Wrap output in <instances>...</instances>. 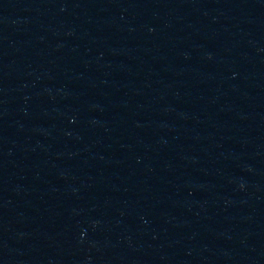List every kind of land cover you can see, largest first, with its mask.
I'll list each match as a JSON object with an SVG mask.
<instances>
[{
    "label": "water",
    "instance_id": "1",
    "mask_svg": "<svg viewBox=\"0 0 264 264\" xmlns=\"http://www.w3.org/2000/svg\"><path fill=\"white\" fill-rule=\"evenodd\" d=\"M0 264H264V0H0Z\"/></svg>",
    "mask_w": 264,
    "mask_h": 264
}]
</instances>
